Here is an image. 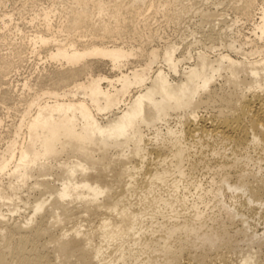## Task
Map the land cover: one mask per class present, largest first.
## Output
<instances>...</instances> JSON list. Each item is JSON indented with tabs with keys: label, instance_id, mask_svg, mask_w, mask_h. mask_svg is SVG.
<instances>
[{
	"label": "bare ground",
	"instance_id": "6f19581e",
	"mask_svg": "<svg viewBox=\"0 0 264 264\" xmlns=\"http://www.w3.org/2000/svg\"><path fill=\"white\" fill-rule=\"evenodd\" d=\"M227 1L53 0L29 34L3 13L0 264H264V0ZM191 12L210 45L152 28Z\"/></svg>",
	"mask_w": 264,
	"mask_h": 264
},
{
	"label": "rangeland",
	"instance_id": "374dc122",
	"mask_svg": "<svg viewBox=\"0 0 264 264\" xmlns=\"http://www.w3.org/2000/svg\"><path fill=\"white\" fill-rule=\"evenodd\" d=\"M36 2V7L37 8H31L32 7V2ZM203 1L205 2V0H196V4L197 5H195V8H196V6H199V7H202V8H199V7H197L196 8V10H198L199 12H200V10L202 9H206L208 6H209V9L207 8L206 9V11H208V10H210L212 13H214V12H217V13H223L224 12V14H226L229 18H227V20L228 21H230V20H233L235 17H237L238 15H235L234 13V10L232 9V8H229V7H231V6H229V3H228V1L227 0H222V2L224 3L223 5H221L220 7H218L217 9H215L216 7H213V4L211 3V1H209V2H207V3H211L212 4V6L211 5H208L206 2L205 3H203ZM213 1H215V0H213ZM25 0H7L6 1V4L3 6V7H0V20H1V18H2V15H3V13H11V14H14V23L13 24H18L19 26H20V28L21 29H23L24 30V34H29V33H31V32H33V31H35L36 30V25H30V18H32L33 17V14H34V10H36V9H40V8H47L49 5H51L52 3H53V0H29V2H28V4L27 5H25ZM195 2V1H194ZM203 4H202V3ZM185 4L186 5H188L189 4V2H187V1H185ZM201 6H200V5ZM206 4V5H205ZM228 4V5H227ZM202 5H205V7H203ZM23 6H25V10L24 11H22V7ZM207 6V7H206ZM229 6V7H228ZM213 7V8H212ZM200 9V10H199ZM205 9H204V11H205ZM230 9H232L233 10V12H229L228 13V10H230ZM216 10V11H215ZM214 11V12H213ZM220 11V12H219ZM223 11V12H222ZM225 11H226V13H225ZM190 14H192V15H190ZM189 14V16H187V15H185L184 17H186V18H182V21H181V24H179V25H174L173 23H165V22H163L164 21V19L162 18V15H159L158 16V19H159V21L160 22H158V23H156V25H154V23H153V29H155L156 31H157V35L158 36H162L163 38H164V40L166 39V41H176V39H177V42H180V43H183V44H181V49H183L187 44H188V41L190 42H192L193 41V38H195V36L198 38H196L197 40H203L204 38V36L206 37L205 38V40L206 41H208V42H206V43H209V44H206L205 43V40L204 41H202V43L201 44H203L204 46H208V45H210V42H212L213 40H212V38H210V35L212 34L211 32H213L212 31V27H208V29H209V33H207V34H205V32L207 31L208 32V29H207V27H204V26H202L201 25V22H199L200 21V19L199 18H201L199 15H200V13L199 14H195L194 12H191ZM234 14V15H233ZM197 17H196V16ZM193 16V17H192ZM226 16V17H227ZM233 16H234V18H233ZM199 17V18H198ZM239 17V16H238ZM230 18H232V19H230ZM195 23H194V22ZM163 22V23H162ZM197 22H199L198 24H197ZM193 23H194V25H193ZM195 24H197V25H195ZM0 26H1V24H0ZM197 26V27H196ZM201 27V28H198V27ZM189 29H188V28ZM191 27H196V29H198L199 31H200V33H199V31L197 30V31H195L196 32V34H194L195 32H192V29H193V31H194V29L195 28H192V29H190ZM206 28V29H205ZM195 29V30H196ZM202 29H203V31H202ZM210 29H211V32H210ZM188 30V31H187ZM191 30V31H190ZM203 32V36H202V32ZM199 33V35H198V33ZM245 32H247L246 30H245ZM194 34V36H193V34ZM187 35V36H186ZM192 35V36H191ZM186 36V37H185ZM201 37L202 36V38H200L199 39V37ZM207 37H208V40H207ZM169 38V39H168ZM176 38V39H175ZM178 38H179V40H178ZM212 40H210V39ZM173 39V40H172ZM182 39V40H181ZM192 39V40H191ZM185 40V41H184ZM183 41V42H182ZM205 43V44H204ZM186 44V45H185ZM6 50H7V46H3L2 45V47L0 46V53H1V55H3V53L4 54H6L7 52H6ZM25 64H26V66H25ZM37 64H39V61H37L36 59H34V58H31L30 59V62L28 61V62H26V63H24V67L22 68V71H20V74H19V76L16 78V79H14V80H16V81H19V83L21 82V80L23 81L24 79H26L27 77L28 78H33V77H35L36 75L34 74V73H37V71H36V67H37ZM105 72H107L108 73V71H106L105 70ZM33 73V74H32ZM34 75V76H33ZM19 83H18V85H19ZM16 84V83H15ZM7 88V86H4V88ZM1 88H3V85H2V87L0 86V89ZM3 90H5V89H3ZM3 90H0L1 92L3 91ZM0 94H2V93H0ZM0 97H1V95H0ZM1 103V102H0ZM2 104V103H1ZM0 104V121L2 122L3 120V122L4 123H2L3 125L2 126H0V150H1V148L3 149L4 148V146H5V144H3V143H6V139L4 138V137H7V135H5V133L7 134V129H8V131L10 130V125H13V123L12 122H15L16 121V117H15V115L13 116L12 114H14V110H12L10 107H13L12 105H11V103H10V105H9V103H7V105L6 104H2L1 105ZM5 105V106H4ZM10 108V109H9ZM8 109V110H7ZM10 111V112H9ZM204 112L205 111H202V113L204 114ZM210 112V111H209ZM9 113V114H8ZM12 113V114H11ZM206 114H208V112H206ZM10 115V116H9ZM13 117V118H12ZM15 117V118H14ZM13 120H15V121H13ZM5 132V133H4ZM4 133V134H3ZM3 134V135H2ZM5 135V136H4ZM2 138H4L3 139V141H2ZM209 139V137H206V139L205 140H208ZM154 145H152V146H150V147H153ZM155 147V146H154ZM205 156H207L208 155V153L207 152H205V154H204ZM206 161V160H205ZM154 161H151V164L153 163ZM155 163V162H154ZM153 165V164H152ZM152 165H151V167H152ZM262 222L260 221V223H258V225H257V227L260 229L262 226H263V224H261ZM226 242H228L227 244H235V245H239L240 244V240L238 239V240H236V238L235 239H229V240H227ZM264 257V250H263V254L261 255V257Z\"/></svg>",
	"mask_w": 264,
	"mask_h": 264
}]
</instances>
